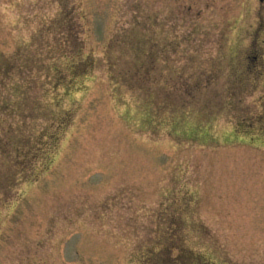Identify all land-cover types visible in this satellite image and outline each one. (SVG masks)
<instances>
[{"label":"rangeland","instance_id":"obj_1","mask_svg":"<svg viewBox=\"0 0 264 264\" xmlns=\"http://www.w3.org/2000/svg\"><path fill=\"white\" fill-rule=\"evenodd\" d=\"M263 46L259 0H0V264H264Z\"/></svg>","mask_w":264,"mask_h":264},{"label":"flooded vegetation","instance_id":"obj_2","mask_svg":"<svg viewBox=\"0 0 264 264\" xmlns=\"http://www.w3.org/2000/svg\"><path fill=\"white\" fill-rule=\"evenodd\" d=\"M261 2H264V0H259ZM257 47V45H256ZM264 47V46H263ZM256 50H254L255 52ZM259 52V51H258ZM256 53V52H255ZM260 55V56H259ZM246 61L251 60V67H248V71H264V56L259 52L258 54H254L253 56H246ZM245 59L242 60L241 64L244 63ZM254 64V65H253ZM254 68V69H253Z\"/></svg>","mask_w":264,"mask_h":264}]
</instances>
